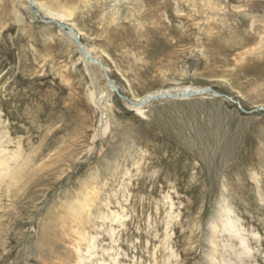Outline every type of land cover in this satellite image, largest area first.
<instances>
[{"label": "rangeland", "instance_id": "obj_1", "mask_svg": "<svg viewBox=\"0 0 264 264\" xmlns=\"http://www.w3.org/2000/svg\"><path fill=\"white\" fill-rule=\"evenodd\" d=\"M168 1L169 22L146 18L144 2L148 33L137 35L142 42L156 36L173 44L176 70L164 76L159 65L144 73L150 61L145 47L113 46L96 38L93 22L78 18L89 34L79 31L81 43L108 69L119 94L136 100L192 85L228 96L154 100L142 115L114 91L104 102L105 113L89 93L98 91L92 75L97 72L104 86L106 76L86 67L77 44L39 19L31 1L0 0L1 140L7 153L21 147L31 160L29 170H37L17 186L0 189V264H36L28 249L42 217L61 195L67 192L65 202L73 201L87 183L96 188L99 202L91 209L87 233L95 247L86 253V242L81 249L86 264H207L212 227L226 203L250 248L242 264H264V67L237 74L238 50L230 47L236 36L264 34V0L257 9L255 0H211L218 3L214 8L198 0V13L188 0ZM75 5L79 13L82 5ZM18 8L33 30L18 21ZM240 10L244 16L232 14ZM166 24L178 32L177 39H168ZM40 29L72 45L83 74L81 81L69 72L75 89L62 81L57 70L63 59L57 47L45 44ZM195 49L202 54L191 53ZM209 59L218 65L207 70ZM82 101L96 112L91 122L85 116L93 112ZM114 213L118 221L110 219ZM215 236L218 251L231 256L225 245H236V239L226 232Z\"/></svg>", "mask_w": 264, "mask_h": 264}, {"label": "bare ground", "instance_id": "obj_2", "mask_svg": "<svg viewBox=\"0 0 264 264\" xmlns=\"http://www.w3.org/2000/svg\"><path fill=\"white\" fill-rule=\"evenodd\" d=\"M29 1H31V3L34 4L33 6L36 8L35 11L37 12L38 16L41 15L43 16L39 19H42L44 21L53 20L62 24L64 28H59L62 34L61 36L66 37L68 40L72 42V44L74 42L77 44V39L75 36H78L79 40H81V34H82L80 33L81 31L85 33V36H89L85 28H83L79 24L78 18L82 17L87 19L91 23L93 22V25H95L96 27L95 30L96 38L98 36L107 38L106 40L107 42H109L113 46H117L118 48H120L121 46L126 47L128 45L145 47L147 52V57L150 58V61L145 63L143 67L144 73L150 72L152 67H154L155 70V67L158 65L160 66L159 68L161 69L160 73L162 74V76L166 75V73L169 71H172L174 73L176 70L177 64L176 66H174V62L172 61L173 44H169L168 41L164 39L161 40L157 39L156 36H153L151 39H147L145 42H142L137 39V35H140V37H142L145 36L146 33H148L146 24H144L143 15L146 18L148 17L156 18V19L158 18V20L161 16L160 19L164 17L169 22V17L171 16V15L169 16V13L171 12L168 13V10L169 7L173 6V4L168 0H162V1L161 0H64L63 1L64 3H59L57 1L58 4L50 3L47 0H29ZM188 1L189 4L193 5L196 9L198 0H188ZM144 2L149 6V9L146 10L142 15L143 7L145 6ZM75 4L82 5V10L79 13L76 11L78 7H75L76 6ZM202 4L205 7H207L208 5L211 6L212 8L218 6L217 5L218 3L215 4L211 0H205V2L204 3L202 2ZM251 4L254 5L256 9L261 6L259 0H255L254 2H251ZM198 9L199 8L197 7L196 10ZM176 11L178 13L180 12L179 9H177ZM198 12L199 10L196 11V13ZM211 12H213V9ZM16 14L18 21H20L21 23L24 22L25 24L24 28H26V30H28L27 28L33 30L32 27L34 25L28 23L25 20L24 16L19 11V8L16 10ZM232 14H234L235 17L236 15L244 16L242 10L233 12ZM187 15L191 16L192 14H187ZM180 16L182 15H179L178 17ZM44 23L49 24L47 22ZM47 26L49 25H46V27ZM258 27L259 30H261V26ZM162 28L165 30L166 33L169 32V34L166 35L168 39L170 38L171 41L177 39L176 35L178 34V32H175V30L172 27L166 24ZM253 32L247 33V35H245V38L243 37L238 38L235 35L236 38H232L230 42V47L238 50L237 51L238 53H236V58H235L237 60L236 62L239 65L237 74L241 70H245V69H254L257 71H261L264 67V34L263 31H260L259 33L262 34L258 36L256 33ZM39 33L41 34L43 41L45 42V44L48 45V47L50 48L57 47L56 50L58 51L59 55L63 54L62 57L57 55V57L63 59L57 71L61 76L62 81L70 85L71 88H74L73 85L74 78L70 76L69 72L72 73L74 77L76 76L80 77L81 81L83 80V74L82 72L78 71L76 67V60H75L76 58L71 49L72 45L70 47L65 42L66 40L64 41L61 36L51 33V31H48L47 29H40ZM54 36H57V39ZM95 48L98 50L100 49L99 51L108 54L106 52L107 50H104L105 49L104 47H103L104 49H101L100 45L99 46L95 45ZM85 49L91 55V50L87 49V47H85ZM194 51L195 52L198 51L200 55L202 54L201 50H196V49L192 50L191 53H193ZM80 53H81L80 56L82 61L85 63L86 67L89 68V70L93 68H99L104 76L108 75V69L105 70L104 66L102 68L100 65H98L97 64L98 60L97 59L94 60L95 57L93 58L95 62H90L88 58H86L81 51ZM227 63H229L228 60L224 62V65H226ZM217 65H218L217 60L213 62V59H209L205 61L203 67H205L208 70L210 68H215ZM200 67L201 65L199 64L198 67L195 69V75H198ZM74 69H75V73L73 72ZM92 78H93L92 81L95 83V86L98 88V91L96 93L93 90H90L89 95L93 99L94 103L97 106L102 107V110L105 112L108 109L106 107V104H104V102L107 103L110 100L113 90L111 89L109 82H107L106 86H104L101 83L100 77L98 76L97 72H95L94 76L92 75ZM205 88L206 87H199L192 85L178 86L171 88L170 90L164 93L177 94L185 90H190V89L205 90ZM164 93L155 92L153 94H149L146 96H151V95L153 96L155 94H164ZM203 94H207V93H203ZM140 100H141L140 98L139 99L136 98V100L134 101H140ZM82 103H84L86 107H88L93 112L92 115L87 113V115L85 116V120L91 122L93 120V116L96 115V112L90 105H87L85 101H82ZM127 103L131 109L143 115L144 113L143 106H146L150 102L136 106L130 104L129 102ZM107 128L108 125L105 126L104 132L106 131ZM3 136L5 137L4 133L0 131V189L1 187L6 186L8 190L11 189L12 186H17L23 178L28 179L31 178L32 175L33 176L36 175L37 170H33V171L29 170L31 168L30 165L31 160L28 159V157L25 158V156L21 151V147H18L12 153L11 152L7 153V150L3 148L4 142L3 140H1ZM101 152H103V150H101ZM12 163L13 166L11 165ZM66 195L67 192L61 195L60 199H57L58 201L56 202V204L53 205L47 211L46 215L42 217L41 222L39 223V230L36 233V235H34V238L31 241L30 247L28 249V258L29 257L33 258L36 261V264H86V256L84 255L85 254L84 252L82 253L81 250L82 247L86 244V242L90 244V245H86V249H87L86 253L92 252L89 251V249H93L95 247V243L93 241L94 238L88 239L87 233L91 231V225H90V221H92V219L90 220L91 209L95 205H97L96 203L99 198V194L96 188L95 187L92 188L88 183L85 184L82 187L81 191L77 193V197L70 202L67 201L65 202V198H67ZM231 214H232V208L230 207V205L227 203L224 204L219 214V218H218L219 220H217L219 222L212 227V231L214 233L213 239L211 241L213 245V249L212 252H210L207 256V264L244 263L243 255L245 256L246 254H248L250 248L247 244L246 239L241 235V230H242L241 227L238 226L236 221L232 218ZM110 219L112 221H118L119 220L118 213L112 214ZM220 232H226L230 236V239L231 238L236 239L237 241L236 245L234 244L233 246L228 244L225 245L229 247L228 248L230 250L229 252L232 253L231 256H226L218 251L219 246L217 245L214 236ZM105 263L118 264V262H114V263L105 262ZM92 264H101V263L92 262Z\"/></svg>", "mask_w": 264, "mask_h": 264}, {"label": "water", "instance_id": "obj_3", "mask_svg": "<svg viewBox=\"0 0 264 264\" xmlns=\"http://www.w3.org/2000/svg\"><path fill=\"white\" fill-rule=\"evenodd\" d=\"M44 21V20H43ZM42 21V22H43ZM44 22H47V23H51V24H54L55 26H57L58 28H64L62 24H60L59 22L57 21H53V20H50V21H44ZM76 39H77V46L79 48V50L85 55L86 58H88V60L90 62H95L93 60V57L86 51L85 47L83 46V44L81 43V41L79 40L78 36H75ZM98 65H100L102 68H103V65L98 61L97 63ZM106 78L110 84V87L111 89L118 93L119 94V91L118 89L115 87V84L114 82L109 79L108 75H106ZM203 93H212L216 96H225V97H228L218 91H216L215 89L213 88H210V87H207L205 88V90H196V89H190V90H185L181 93H177V94H171V93H164V94H155V95H151V96H145L144 98H142L140 101H134L124 95H120L121 98H123L124 100H126L127 102H129L130 104H133V105H140V104H146L147 102H152V100H163V99H187V98H190V97H193V96H197V95H200V94H203ZM262 110H264L263 108H261Z\"/></svg>", "mask_w": 264, "mask_h": 264}]
</instances>
